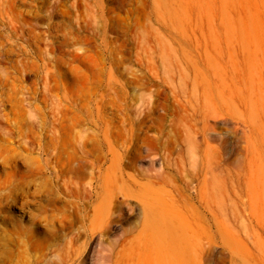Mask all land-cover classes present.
Returning <instances> with one entry per match:
<instances>
[{"label":"rangeland","instance_id":"1","mask_svg":"<svg viewBox=\"0 0 264 264\" xmlns=\"http://www.w3.org/2000/svg\"><path fill=\"white\" fill-rule=\"evenodd\" d=\"M0 264H264V0H0Z\"/></svg>","mask_w":264,"mask_h":264},{"label":"bare ground","instance_id":"2","mask_svg":"<svg viewBox=\"0 0 264 264\" xmlns=\"http://www.w3.org/2000/svg\"><path fill=\"white\" fill-rule=\"evenodd\" d=\"M78 220H79V222H80L81 220H83V216L78 217L77 221H78Z\"/></svg>","mask_w":264,"mask_h":264}]
</instances>
